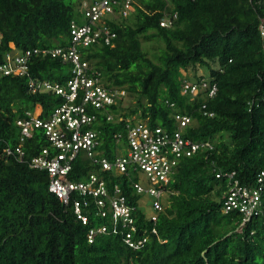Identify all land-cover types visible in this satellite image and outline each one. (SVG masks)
Listing matches in <instances>:
<instances>
[{"label":"trees","instance_id":"1","mask_svg":"<svg viewBox=\"0 0 264 264\" xmlns=\"http://www.w3.org/2000/svg\"><path fill=\"white\" fill-rule=\"evenodd\" d=\"M84 1L92 0H0V57L67 49L70 23L83 21ZM106 21L116 33L111 44L77 45L101 85L119 91L112 103L85 105L91 120L82 129L96 132V157L112 162L129 127L174 131L176 114L190 118L186 137L210 147L177 160L161 210L151 204L149 214L141 206L149 196L132 184L137 172L102 170L80 150L67 179L86 182L94 173L108 196L117 185L134 207L131 223L113 220L106 197L99 208L92 194L74 190L65 203L49 191L47 171L30 166L42 149L49 156L58 149L42 127L31 126L24 136L16 120L27 118L26 111L46 117L60 95L32 93L28 77L0 74V264H264V193L247 221L224 206L234 182L253 187L264 171V0H133L126 15L115 6ZM28 66L32 78L60 83L73 68L50 53L32 54ZM100 226L106 231L89 241L88 230ZM127 233L142 244L130 246Z\"/></svg>","mask_w":264,"mask_h":264},{"label":"built area","instance_id":"2","mask_svg":"<svg viewBox=\"0 0 264 264\" xmlns=\"http://www.w3.org/2000/svg\"><path fill=\"white\" fill-rule=\"evenodd\" d=\"M132 1H84L82 4L83 21L77 23L72 20L70 23L73 43L67 49L40 48L23 52L11 51L0 57V74L26 76L30 92L52 91L60 95L62 99L44 118L26 111L27 118L16 120V125L19 126L24 136L31 135V126L42 127L52 145L58 149V152L52 156L48 155L46 148L42 149L40 154L31 158L30 166L47 171L48 189L55 193L61 201L67 203L71 192L78 190L81 194H92L96 205L100 208L104 206L106 197L112 209L113 220L121 217L124 223L132 222L130 212L134 207L126 203V198L121 194L117 185L114 186V196H108L105 181L99 179L94 173L89 175L86 182H72L67 179L71 162L80 150H86L87 156L98 162L102 170L113 169L115 173L121 175L143 172L145 177L141 179L139 176V180L132 183L133 187L137 193L148 195L153 208L159 211L162 208L160 198L164 194L163 185L168 182L169 174L177 160L182 156L193 155L201 148L210 147L208 142L193 141L186 137L184 128L189 124L190 118L176 114L174 118L177 128L174 131L169 133L160 126L151 129L138 124L127 129L124 149H119V154L112 162L104 156L96 157L97 152L93 149L99 145L98 136L91 129H82V125L91 120V116L85 113V105L90 103L95 107H102L105 103H112L119 91L116 88L106 89L101 85L97 72L89 67L87 61L81 59L77 45L88 46L99 39H103L105 44H111L116 33L112 31L106 20L115 15V6H118L119 10L126 15ZM161 24H164V21H161ZM260 34L264 39V26L262 25ZM40 53L60 55L63 60H69L73 64L70 78L65 83L32 78L28 71V60L32 54ZM187 87V85L184 86V90ZM194 88L195 86L191 87L192 90ZM15 150L22 155L19 147ZM5 151L7 154L13 153L9 148ZM231 176L232 173L229 177ZM263 193L264 171H261L253 187L238 185L234 182L224 201L225 210L237 209L242 214L243 221H247L252 215L258 214ZM74 211L83 224L88 222L87 217L80 213V203L76 200ZM101 215H105V211H101ZM152 219L154 220L155 216H152ZM104 231H106V226H100L98 229L90 228L87 235L88 240L92 241L95 233ZM129 237L130 234L127 233L125 241L135 248L143 242V240L133 242Z\"/></svg>","mask_w":264,"mask_h":264},{"label":"rangeland","instance_id":"3","mask_svg":"<svg viewBox=\"0 0 264 264\" xmlns=\"http://www.w3.org/2000/svg\"><path fill=\"white\" fill-rule=\"evenodd\" d=\"M199 72H202L201 69H199ZM125 153V151L123 152ZM131 173V172H130ZM132 174V173H131ZM134 174V173H133ZM139 176L141 177V179H143L145 177V174L143 172L139 173ZM142 208L146 211V213H151L153 210L151 209V200L149 197H145V200L142 201L141 204Z\"/></svg>","mask_w":264,"mask_h":264}]
</instances>
